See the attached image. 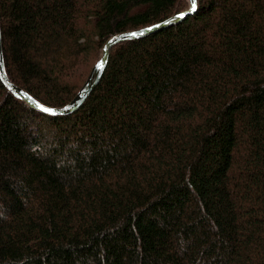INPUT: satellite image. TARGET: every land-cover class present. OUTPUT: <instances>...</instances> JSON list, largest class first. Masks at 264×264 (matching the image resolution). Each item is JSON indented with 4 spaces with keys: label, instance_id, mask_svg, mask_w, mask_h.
Segmentation results:
<instances>
[{
    "label": "trees",
    "instance_id": "16d2710c",
    "mask_svg": "<svg viewBox=\"0 0 264 264\" xmlns=\"http://www.w3.org/2000/svg\"><path fill=\"white\" fill-rule=\"evenodd\" d=\"M189 0H0L8 78L77 93L114 34ZM114 44L72 112L0 79V264H264V0Z\"/></svg>",
    "mask_w": 264,
    "mask_h": 264
},
{
    "label": "water",
    "instance_id": "95a60500",
    "mask_svg": "<svg viewBox=\"0 0 264 264\" xmlns=\"http://www.w3.org/2000/svg\"><path fill=\"white\" fill-rule=\"evenodd\" d=\"M195 3H196V0H195ZM191 7H192V0H189V7L186 10L181 11L177 14H174L173 16H171V17H169V18H167L161 22H158V23H155V24H152L149 26L137 28L134 30H128V31L120 32V33L114 34L111 37H109L105 41V43L103 44L102 50H101V55L96 60L94 65L92 66V68H91L87 78L85 79L84 83L82 84V86L79 88V90L74 95V97L67 104H65L61 107H49V106L42 104L37 99H35L33 96H31L27 91H25L21 87L17 86L16 84H14L8 78L7 73L5 71L4 62H3V54H2V47H1V33H0V79L4 83V85L16 97L23 99L31 107H34V108H36V109H38L44 113H47V114H66V113L72 112L84 101V99L87 97V95L89 94L91 89L94 87V85L99 80V78H100V76H101V74L105 68L106 62H107L109 49L114 44L121 42V41H124V40L141 37L143 35H146L148 33L156 31L157 29H160L164 26L173 24V23L177 22L178 20L182 19L183 17H185L186 15L193 12V11H190ZM180 13H186V15L181 17L179 15ZM166 21H167V23H165ZM132 33H136L137 35L132 36L131 35ZM140 33H143V34L141 35ZM99 65H103V66L99 67ZM44 109H49L50 111H45Z\"/></svg>",
    "mask_w": 264,
    "mask_h": 264
},
{
    "label": "snow or ice",
    "instance_id": "6c2138e0",
    "mask_svg": "<svg viewBox=\"0 0 264 264\" xmlns=\"http://www.w3.org/2000/svg\"><path fill=\"white\" fill-rule=\"evenodd\" d=\"M197 9H196V3H195V0H192V7H191V9H190V11H196ZM181 17H183V16H185L186 15V13H180L179 14ZM165 23H167V21L165 22ZM155 27V26H154ZM141 35L143 34V33H140ZM132 36H135V35H137L136 33H132L131 34ZM103 65H99V67H102ZM45 111H50L49 109H44Z\"/></svg>",
    "mask_w": 264,
    "mask_h": 264
}]
</instances>
